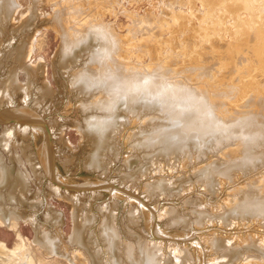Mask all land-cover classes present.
<instances>
[{"label": "rangeland", "instance_id": "obj_1", "mask_svg": "<svg viewBox=\"0 0 264 264\" xmlns=\"http://www.w3.org/2000/svg\"><path fill=\"white\" fill-rule=\"evenodd\" d=\"M0 4L6 5L9 13L6 20L0 21V89L11 71L15 75V84L19 86L10 92V99H0V112L25 107L45 120L51 133L54 177L68 187H57V191L52 189L54 184L43 169L39 149L46 141V134L41 125L37 130L28 127L29 130L24 131L23 123H0V138L12 132L11 148L0 145V155L12 174L24 177L27 184L23 193L13 192L8 183L0 184V209L18 215L13 224L0 222V242L8 248L23 242L30 254V264H73L71 261L75 258L80 259L79 264H94L93 256H97L101 264H110V253L100 236L103 223L109 221L118 234L117 250H120L122 262L126 261V245L136 249V239L139 238L146 247L158 248L162 264H175L178 255L186 256L185 264H258L256 259L261 256L252 250H241L240 256L232 261L224 259L223 254L227 245L235 249L253 241L264 244L262 219L253 216L232 221L209 218L198 225L194 210L202 209L206 214L216 216L230 208L244 193L247 183L250 186L254 181L264 180V159L235 170L234 176H220V183L212 188L199 179L197 170H202L209 162L236 160L237 154L233 150L240 148L241 144L235 137H225L220 142L216 140L210 151L194 152L187 159L178 157L168 164L170 161L163 158L158 168H141L147 153L136 148L134 144L138 136L134 138V134L151 127L148 120L152 112H137L126 114V120L114 133L113 150L106 152L102 166L93 170L87 164L92 143L83 131L89 118L100 113L82 107L81 104L93 95L79 93L71 82L74 72L83 67L87 55L82 52L73 65L65 69L60 65V54L67 34L77 35L79 27L87 23L101 25L120 39L119 52L113 55L111 62L148 72L155 65L173 71L183 69L177 78H185V81L181 80L184 85L194 89L196 85L204 84L214 90L210 94L218 111L221 108L219 100L225 103L220 113L217 112L224 115L222 118L217 114L208 117L206 103H197L199 112L195 120L203 119V124L217 121L215 125L219 127V122L224 119L226 125L224 128L222 123L221 128L236 133L242 130L243 122L259 120L256 105L263 100L253 98L261 94L264 98V41L259 45L263 54L254 59L255 54L249 57L251 54L248 53L250 63L245 62L239 67L235 64L237 53L231 57L235 61L228 58L224 61L225 57H218L216 52L227 55L229 47L234 44L233 48L241 49V53L258 48V37L264 39V0H0ZM247 35L251 36L250 42ZM17 55L18 59H14ZM202 57L214 59L216 66H209ZM192 62L209 66V74L200 79L191 76L185 68ZM23 86L28 87L27 91ZM225 86H229L228 92L219 90ZM185 103L187 107L192 106ZM194 124L190 128L197 126V122ZM245 131L251 138L253 135L261 138L264 134L256 130ZM22 153L25 157L20 159ZM262 153L264 155V149ZM159 181L166 185L180 183L181 188L171 192L148 189L149 184ZM100 183L116 185L121 193L112 194L109 188L80 190ZM140 199L147 206L138 202ZM149 208L156 212L155 226L165 237L163 239L156 238L148 225ZM85 217L91 222L84 232L90 242L88 246L72 240L76 224L82 223ZM177 219L187 222L183 225ZM42 234L54 240L55 254L45 253L39 245L38 237ZM215 241L221 242L222 246H214ZM249 257L254 261H249Z\"/></svg>", "mask_w": 264, "mask_h": 264}, {"label": "bare ground", "instance_id": "obj_2", "mask_svg": "<svg viewBox=\"0 0 264 264\" xmlns=\"http://www.w3.org/2000/svg\"><path fill=\"white\" fill-rule=\"evenodd\" d=\"M8 14L9 13H8L6 5L0 4V21L6 20ZM251 22L252 21H250V24ZM88 24L89 23H87V25L85 26L81 25L79 27V33L77 35L70 36L67 34L65 36V39L62 42V48H61V54H60L61 56L60 65L63 66V68L67 69L70 67L71 64L73 65V62H75L79 54L84 52L87 55L86 57L87 60H85L83 67L78 68L74 72V76L71 82H72V85L75 86L76 90L79 93L83 95H86V94L93 95V97H91L88 101L83 102L81 104L82 107L87 110L96 109L97 112L100 113V115H94L89 118L88 123H85V131H83L84 134L87 135V138L90 139L92 143V151L89 155L88 162H87L90 168H93L94 170V168L97 169L102 166V161H103L102 159L104 158L105 153L111 152L113 150L114 133H116V131H119L118 129L122 126L123 122L126 120L127 118L126 114L132 115L137 112H143L145 114L152 112L148 120V121H151L152 123L151 127H148L149 128L148 130L145 129L146 131L145 130L143 132L139 131V134H134V138L135 137L137 138L138 136V139H137L138 141H136L134 144L136 148L143 149V151L145 150L147 153L146 162L141 168H146L148 166L157 167L159 163H161L160 160L163 158L170 161L168 164L173 163L174 161L178 160V157L184 156L187 159V158H190L194 152L198 154H202L208 151L211 144H214V141L216 140L217 142L218 140L220 142L222 138L226 137L225 139H228V138L231 139L232 137H235L237 138V140H239L238 142H240L241 144L240 148L233 150L234 153L237 154L236 160L232 162H228V163H223L221 161L220 163H217L214 161L209 162V164L205 165L206 167L204 166L202 170H199V171L197 170L199 179H202L204 183L206 184V186H208L209 188H212L215 185H217L218 180L221 179L220 176L226 177L231 174L233 175L235 170L256 164L258 160L264 159V155L262 153V150L264 149V138H262L264 135L263 134L264 133V102H263L264 98L261 97L262 94L259 96H256V94H254L256 97L253 98V99H256L257 101L263 100L260 103L258 102V105H256V108L260 112V116L258 117L259 120L243 122L241 126L242 130H240L239 132L229 133L226 130H223L222 128L223 127L225 128V125H226L224 123L225 122L224 119H221L224 122L223 121L219 122L220 123L219 127L216 126L217 121L213 123L209 122L207 124H203L202 123L204 122L203 119L195 120L196 119L195 116H197L199 112L198 106L196 105L197 103L198 104H200V102L206 103L204 107L205 108L207 107L206 110H207V113H209L208 117H212L215 114L218 115L220 113L219 111L225 107L224 101L219 100V104H220L219 106H221V108L218 111V107H216V104L214 103L215 99L211 98L212 95L210 94V91H214V90L207 88L204 84L196 85L194 89L188 88L186 85H184L181 82L182 79L185 81L186 80L185 78H177L179 73L184 72L183 69L179 71H176V70L173 71L172 69L168 67H162V66L155 65L154 67H151L152 71L148 72L146 70L136 69L134 68V66L133 68H131L132 66L129 67L127 65H124L123 63L116 64V63L111 62V60L114 57L113 55L119 52L118 49H119L120 39L118 40L117 36L111 30L104 29L101 25H98V24L88 25ZM256 24L257 26H259L258 23ZM244 26H246V24ZM255 29L253 28V30ZM170 30H173V29H170ZM237 31L239 30L237 29ZM262 32H264L263 29H262ZM243 37L245 39V36ZM249 37L251 36H248L247 38L248 40H249ZM253 37H255V34H253ZM250 41L251 39L248 42ZM263 41L264 39L262 37H258V43L256 44L258 45V48H255V50H253L254 49L253 48L252 50H249V51L244 50L247 53L246 52L241 53L240 52L241 49L240 51H237L235 48H233L235 45L234 44L232 45L233 46L232 48L231 46L229 47L230 49L226 52L227 55H223L222 52H216L217 53L216 55L218 57L220 56L225 57V60L224 59L223 60L226 61V58L230 60L233 58L232 56H234L237 53L238 61L235 64H237V66L239 67V66H242L245 62L250 63L248 59V56L250 54L251 56L249 57H253L254 55L252 56V54H255L256 57H253L254 59L259 58L258 56L259 55L261 56V54H263V50H261L262 48L259 47V45ZM95 43H96V46H95ZM236 48H238V45ZM248 53L249 55H247ZM18 57L19 56L17 55L14 59H18ZM202 59L203 61H207L209 63V66H213V67L216 66L215 65L216 61L214 59L208 58V57H202ZM172 61L173 60H171V64H172ZM183 64L188 65V63H183ZM208 67H204V66L202 67L201 64L192 62L190 66H188L185 69L186 71L190 72L191 76H193L196 79H200L202 77L205 78L206 75L209 74ZM207 85L212 87V85L208 83ZM1 87H2L1 97H0L1 101H4V99L5 100L10 99L9 97L10 92H12V90H16L19 88L18 84H15V75L13 71H11L8 77L6 78V80L2 82ZM22 88H24L23 89L24 91H27L28 89L27 86L26 88L25 86H23ZM227 88H229V86H225L224 88H220L219 90L223 92L224 91L228 92L229 90H226ZM43 92L45 91L43 90ZM178 97L180 98V102H179ZM250 97L252 98V96ZM185 101L189 103L190 105L192 104V106L187 107ZM248 102H249V99H248ZM218 116L219 117L221 116L222 118L224 115L221 114ZM0 118H6V119L7 118H18V119L23 120L24 122L22 123L25 126H24V129L22 130L24 131L29 130L28 127L34 128L36 130L39 129L40 127V123L35 119V116H33V114L30 111H28V109L25 107H21L19 109H16V108L5 109L4 111L0 112ZM209 121H212V120H209ZM196 122H197V126H195V128H190V125L191 124L193 125ZM222 123L223 125L224 124L225 125L221 128ZM245 130H250V131L252 130V132L256 130L257 132L263 134L261 136L262 139L259 137H256L255 135L252 136L253 138L252 139L251 135H249V133L247 134ZM11 134L12 132H10L8 135L6 134V135L1 136L0 145H4V148H7V149L11 148V145H12L10 141ZM42 144H43L42 147L39 149L40 150L39 152L41 155L40 157L41 164L43 166V169H45L46 174H48L49 177L53 176L54 180L57 182V180L54 177L56 176L55 175L56 173L54 172L53 167H52L51 150L49 146H47L46 141ZM234 147H237V146L235 145ZM234 153H232L231 156L232 155L234 156ZM21 156L23 157H21L20 159L24 158L25 157L24 153H22ZM27 159L28 158H26V160ZM127 163L130 164V161L128 160ZM170 166H173V164ZM172 169L174 168H171V170ZM247 169L248 168H246V170ZM241 171L243 170L241 169ZM4 183L6 184L8 183L9 189H13V192L19 191L20 193H23L24 188H25L24 186H27L26 179L20 175H13L12 170L9 167L7 168L2 156L0 155V184H4ZM53 184H54V187L53 188L51 187V188L52 189L56 188L55 190L57 191V187H60V185L54 182ZM246 185L243 188L244 193L237 200H235V202L233 203V205L230 206V208L226 209L223 213L219 215L210 216L206 214L204 211H202V209L194 210L196 224L199 225V223H203L207 221L209 218H212V219L220 218L223 221H232L235 219H243V218L250 217V216H253L256 219L257 218L262 219L264 221V180H260V182L258 183L254 181V183L251 184L250 186L248 185L246 186ZM108 186L102 185V183H100L97 185H92V186L90 185V186L82 187L80 188V190L81 189L88 190L90 188H93V190L109 188V191L112 194L118 193V191H120L121 193V189H117L116 187H111L112 185H108ZM179 187H180V183L166 185L162 181L155 182V183L148 185V189H150L151 191L154 188H156L158 191L159 189L160 190L165 189V191L167 190L171 192V191H174L175 188H179ZM212 193L213 192H211L210 194ZM129 197L136 198L139 200L138 197H134L133 195H130V194H129ZM138 202H140L144 206H147L144 203V201H142L141 199ZM148 210H150L148 225L150 226V228L152 229L153 233L156 236L162 237V234H160L159 230L156 228L154 224L155 219H156V212L154 211V209L149 208ZM17 217L18 215L14 214V212L8 213L6 211L5 213L0 209V222L2 224H5V225L13 224ZM175 218L177 217L175 216ZM176 221L179 222L180 224L182 223L183 225H185L187 222V221L183 222L180 219H177ZM88 223H89V217H85L82 223L76 224L77 225L76 231L72 239L74 242L80 245H83V246L84 245L88 246L90 244L89 240L84 236L85 227L88 225ZM114 228L115 227H113L109 221H105L101 227L102 233L100 234V236L104 240L106 249H108L110 253L109 255L110 264H162L163 259L160 257L158 248L157 247H152V248L146 247L145 243L141 241L139 238L136 239L137 240L136 245L138 248L136 247L135 249V247L133 248V246L126 245V250L124 251V258L126 261L122 262L121 259L119 258L120 256H119L118 251L120 250H117L118 248L117 244L119 243V242L117 243V241L119 240L117 238L118 234L116 233ZM156 232H158V234H156ZM38 241H39L38 243H40L39 245L41 246V248L43 249L45 253L55 254L56 252L55 242L47 234H42L40 237H38ZM22 243L18 244L14 248H8L4 245V243L0 242V264H30L31 258H30L29 251L27 250L26 246ZM221 244H222L221 242L215 241L214 246L217 247V246H220ZM241 250H244V251L252 250L256 254H258V256L259 255L261 256L258 259H256V262L258 264H264V244H261V243L257 244V242L255 241L251 242L250 244H247V245L241 246L240 248H235V249H232L231 247L227 245V247H225L223 258L226 260L232 261L238 256H240ZM214 253H217V252H214ZM175 258H176L175 264H185L186 256L178 255ZM164 259L166 260V258ZM249 259H250L249 261L251 262L254 261V259L250 257ZM93 260H94V264H101L99 260L97 259V256H93ZM79 261L80 259L75 258L71 262L73 264H79Z\"/></svg>", "mask_w": 264, "mask_h": 264}, {"label": "water", "instance_id": "obj_3", "mask_svg": "<svg viewBox=\"0 0 264 264\" xmlns=\"http://www.w3.org/2000/svg\"><path fill=\"white\" fill-rule=\"evenodd\" d=\"M33 116H35V119L40 123V125L44 128V131H45V134H46V142H47V146H49L50 150H51V158L53 157V151H52V140H51V133H50V130L48 128V125L46 124L45 120L38 117L36 114H33ZM14 122H24L23 120L21 119H18V118H0V123H3V124H9V123H14ZM52 166H54V161H53V158H52ZM50 179L52 180V182L54 183H58L60 185V187L62 188H68L66 185L64 184H60V182H56L52 177H50ZM108 185H112L113 187H116V188H119L117 187L116 185H113V184H108ZM90 189H93V188H90ZM81 190H84V189H81ZM151 209V208H150ZM155 224V222H154ZM153 235L156 237V238H160V239H163L165 238L164 236L163 237H159V236H156L154 233Z\"/></svg>", "mask_w": 264, "mask_h": 264}]
</instances>
